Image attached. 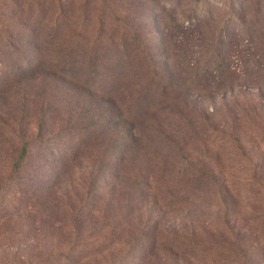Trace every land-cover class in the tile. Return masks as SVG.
<instances>
[{"label":"rangeland","instance_id":"1","mask_svg":"<svg viewBox=\"0 0 264 264\" xmlns=\"http://www.w3.org/2000/svg\"><path fill=\"white\" fill-rule=\"evenodd\" d=\"M0 264H264V0H0Z\"/></svg>","mask_w":264,"mask_h":264},{"label":"trees","instance_id":"2","mask_svg":"<svg viewBox=\"0 0 264 264\" xmlns=\"http://www.w3.org/2000/svg\"><path fill=\"white\" fill-rule=\"evenodd\" d=\"M25 148H26V147H25ZM25 151H26V150L24 149V150H23V153L21 154V155H22L21 158H23V157L25 156V155H24V154H25Z\"/></svg>","mask_w":264,"mask_h":264}]
</instances>
